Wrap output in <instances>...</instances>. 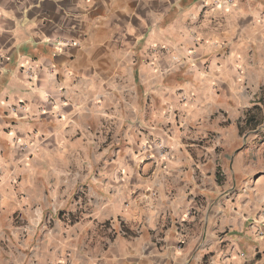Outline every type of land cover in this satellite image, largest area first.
Returning <instances> with one entry per match:
<instances>
[{
  "label": "crops",
  "instance_id": "crops-1",
  "mask_svg": "<svg viewBox=\"0 0 264 264\" xmlns=\"http://www.w3.org/2000/svg\"><path fill=\"white\" fill-rule=\"evenodd\" d=\"M0 264H264V0H0Z\"/></svg>",
  "mask_w": 264,
  "mask_h": 264
},
{
  "label": "built area",
  "instance_id": "built-area-1",
  "mask_svg": "<svg viewBox=\"0 0 264 264\" xmlns=\"http://www.w3.org/2000/svg\"><path fill=\"white\" fill-rule=\"evenodd\" d=\"M107 229H108V231H109L110 233H112V234H113V232H114V231H113V228H112V226H108V227H107ZM255 234H256L257 236H259V235H260L259 231H256V232H255Z\"/></svg>",
  "mask_w": 264,
  "mask_h": 264
},
{
  "label": "rangeland",
  "instance_id": "rangeland-1",
  "mask_svg": "<svg viewBox=\"0 0 264 264\" xmlns=\"http://www.w3.org/2000/svg\"><path fill=\"white\" fill-rule=\"evenodd\" d=\"M18 223L21 224V225L25 224V222H24V223H21V220H19V218H16V225H17Z\"/></svg>",
  "mask_w": 264,
  "mask_h": 264
}]
</instances>
